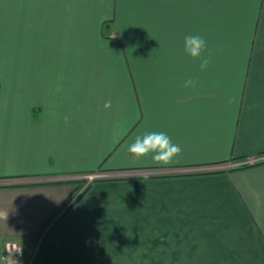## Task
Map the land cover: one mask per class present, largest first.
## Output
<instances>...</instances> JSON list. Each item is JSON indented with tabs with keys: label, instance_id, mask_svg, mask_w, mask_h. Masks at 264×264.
I'll use <instances>...</instances> for the list:
<instances>
[{
	"label": "crops",
	"instance_id": "1",
	"mask_svg": "<svg viewBox=\"0 0 264 264\" xmlns=\"http://www.w3.org/2000/svg\"><path fill=\"white\" fill-rule=\"evenodd\" d=\"M151 131L173 164L127 151ZM20 240L22 264H264V0H0V264Z\"/></svg>",
	"mask_w": 264,
	"mask_h": 264
},
{
	"label": "clouds",
	"instance_id": "2",
	"mask_svg": "<svg viewBox=\"0 0 264 264\" xmlns=\"http://www.w3.org/2000/svg\"><path fill=\"white\" fill-rule=\"evenodd\" d=\"M207 49L206 40L200 35H186L184 37V53L194 60L199 61V68L204 71L210 64L211 51L205 55ZM199 81L193 78L185 80L186 88L198 87ZM127 151L133 159L140 160L142 158L151 157L152 161L161 166L173 164L180 156L182 148L180 145L172 142L171 137L163 131L145 132L137 135L132 143L129 144ZM142 210V209H141ZM8 255L5 256L7 264H22L17 256L23 255V244L20 241H9L4 247Z\"/></svg>",
	"mask_w": 264,
	"mask_h": 264
},
{
	"label": "rangeland",
	"instance_id": "3",
	"mask_svg": "<svg viewBox=\"0 0 264 264\" xmlns=\"http://www.w3.org/2000/svg\"><path fill=\"white\" fill-rule=\"evenodd\" d=\"M84 175L85 174H83V175L80 174V175L74 176L75 178L73 181H75V183L77 185V187L75 189L76 192H77V190H79L80 192L84 191V193L87 192L90 189V187H92V184L97 179H99L97 173H90V174L85 175V176Z\"/></svg>",
	"mask_w": 264,
	"mask_h": 264
},
{
	"label": "built area",
	"instance_id": "4",
	"mask_svg": "<svg viewBox=\"0 0 264 264\" xmlns=\"http://www.w3.org/2000/svg\"><path fill=\"white\" fill-rule=\"evenodd\" d=\"M254 161H247L246 163H253ZM246 163H240L241 165H243V164H246ZM6 245V244H5ZM8 255V253H7V251H5V256H7ZM23 255H24V248H23ZM23 255L22 256H17L16 257V259H19L20 261H21V259H22V257H23ZM7 262V261H6Z\"/></svg>",
	"mask_w": 264,
	"mask_h": 264
}]
</instances>
